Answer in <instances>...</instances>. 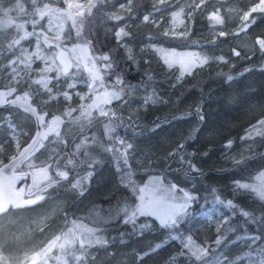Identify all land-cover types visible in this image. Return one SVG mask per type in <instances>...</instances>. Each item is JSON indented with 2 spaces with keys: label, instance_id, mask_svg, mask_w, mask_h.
Segmentation results:
<instances>
[{
  "label": "trees",
  "instance_id": "1",
  "mask_svg": "<svg viewBox=\"0 0 264 264\" xmlns=\"http://www.w3.org/2000/svg\"><path fill=\"white\" fill-rule=\"evenodd\" d=\"M14 1L3 0L2 7ZM172 1L168 0L164 5H153L151 0H133L135 14L131 17L119 7L120 4L126 5L127 0H109L104 5L97 4V8L93 9L97 19L91 28L92 34L88 37L93 42L90 54L96 58L110 52L115 61L114 68L109 71L102 68V72L107 79L114 81L118 89L121 87L116 84L119 76L126 89L122 99L112 102L108 110L116 113L112 118V124L116 128L115 141L101 137L98 142L103 148L110 145L119 148L120 141H124L125 146L131 144L127 165L117 160L118 153L103 151L99 145L89 144L92 155L98 152L94 158L99 163L94 166V175L87 182L83 195L70 188L75 176V173H70L68 181L42 193L43 200L24 209L14 210L11 217H0V223L3 218L28 221L36 213V209L42 210L55 199L65 198L64 218L67 217L69 221L79 218V221L92 228L102 229L101 234L108 241L107 245H95L89 249L83 264H197L187 254L188 250L184 249L188 237H191L194 245L207 244L215 247L218 225L227 219L228 224L221 234L226 236L228 242L217 256L226 257L228 264H254L259 259L257 252L260 247H264V220L251 222L242 213L252 212L257 218L264 216V201L256 198L249 190L238 188L237 183L252 180L264 170V135H260L255 147L241 158L243 163L226 162L223 159L242 144L244 139L241 138L246 137L252 126L259 127L258 122L264 120V51L260 48L253 49L252 52L238 49L239 56L227 54L224 61L211 60L203 66L195 67L190 74L179 75L176 68L167 67L149 48L150 43L203 51L212 42L218 43L230 38L227 35H218L213 39L206 37L203 32L206 19L203 12L198 10L191 13V18L185 14L186 35L172 34L174 32L162 26L167 18L165 12L171 8ZM156 7L160 8L156 13L157 18H160L159 23L151 16ZM149 13L150 19L145 22L143 17ZM111 14L125 16V19L100 22V18ZM188 18L191 20L189 24L186 22ZM124 25H127L125 31L130 35L118 43L115 31ZM107 29L111 31H106ZM245 31L252 39L264 40V11L250 14ZM65 32L69 35L65 43L81 40L77 38L73 27L70 26ZM166 32L169 34L166 35ZM2 52L0 51V63L6 65L8 55ZM5 69L3 68V73L7 76ZM50 75V87L60 95L50 100L48 96L38 94L33 96L31 102L46 117L59 116L66 123L63 113L70 108L75 109L68 119L75 117L80 107L79 96L85 93V86L77 83L75 87L68 88L67 82L72 77V71L68 76L57 77L54 73ZM229 75L233 77L231 81L227 79ZM77 77L80 79L85 76ZM9 80L10 76L0 81V89L7 90L3 86ZM26 90V84L18 87L11 97L22 95ZM32 90L35 92V89ZM65 91L69 93L71 100L61 99V93ZM148 91L149 96L155 94L164 102L145 104ZM43 101L48 103L42 104ZM201 115L203 120L200 119ZM105 121H109L108 118L97 115L91 119V123L88 121L82 128L66 136L61 135L64 143L56 152L71 153L75 145L85 137L92 138L97 130L103 133ZM34 129L31 113H25L22 108L12 105L0 108V147L4 149L0 152V165L17 154V145L19 144V149L25 145ZM59 131L61 133L63 129ZM12 133L17 135L18 144ZM229 141L232 142L230 146ZM182 143L184 153L194 154L190 157V162L196 166L195 169L188 167V156H185L184 162H181L179 155L169 157V153ZM35 151L36 148L32 153ZM140 155L143 157L141 161L137 160ZM65 159L66 157H62L61 163ZM26 160L16 170L21 169L20 166ZM55 162L54 154L51 159L39 156L37 165H52ZM130 171L133 174L130 180L142 182L146 176L155 173L164 182L174 184L179 190L190 194L193 199L175 226L164 228L156 217L146 215L136 217L134 228L132 223L124 222L122 213L117 216L114 210L109 219V209L113 208L116 200L115 196L111 199L109 197L114 190H118L121 196L130 197L128 203L133 207L137 202L131 190L124 188L121 183V177H127ZM49 174L54 176V169H50ZM31 180L28 172L23 173L17 188H23L26 192L33 185ZM228 201H232L235 207H228ZM210 207L220 209L219 215L215 216L219 221L218 225L202 214L205 208ZM93 209H99V214L94 213ZM140 225L148 227L141 230ZM250 234L262 239L253 245L249 238H244ZM237 237L240 239L237 240ZM156 244H161L162 247L142 261L136 259L139 254L147 252ZM6 245L11 246L8 243ZM14 248L5 246L0 255L6 257L18 254L19 249L14 251ZM70 262L72 259L67 258V263ZM221 264H224L223 259Z\"/></svg>",
  "mask_w": 264,
  "mask_h": 264
},
{
  "label": "snow or ice",
  "instance_id": "2",
  "mask_svg": "<svg viewBox=\"0 0 264 264\" xmlns=\"http://www.w3.org/2000/svg\"><path fill=\"white\" fill-rule=\"evenodd\" d=\"M67 3V8H54L49 4H43V6H39L38 0H32V4L34 6V11L30 14V16H36L38 19H29L26 23H31L33 26V31L25 30V23L14 24V21L11 17L8 16V13L12 11L11 8H3V0H0V12L3 13V16L6 17V20L0 21V28H9L14 26L17 31H22L23 34L19 36L18 39L13 38L8 44L6 49H0V51L12 52L14 48L21 45V41L27 40L29 37L36 38V47L35 51L29 52L28 49L21 48L20 55L14 56L12 60L8 61L7 65H3L0 63V81L3 79H7L10 76V80L7 85L3 87L7 90H0V106L5 104L18 106L23 109L25 113H31L32 116L36 118L40 125L44 123V116L39 115L37 113V108L32 105L31 100L34 95H38L39 91L42 90L49 94V99H55L56 95H60L57 93L53 95V89L50 87L51 77L47 76V73L52 71V65H55L57 61H59V65L57 66V77L60 75L68 76V68L71 67V62H66L63 59V56L67 49L60 48V41L62 39L61 33L63 31V22L65 20H71L72 26L76 28V35L78 39H83L82 45H76L75 48H80L81 51L87 52L90 48H92L93 42L92 39L88 37L91 36V28L94 25V21L97 19L95 14L93 13V9L97 8V4L104 5L106 0H97L96 3H93L92 0H89L87 5L74 4L72 0H65ZM204 0H201V4H203ZM160 5H164L168 3V0H159ZM201 4H195L194 7L199 9ZM133 0H127V4H120V10H126L129 17L135 14V9L132 7ZM15 8H18L20 12H24L25 9L23 5L20 3V0H17V3L14 5ZM158 11L159 9L156 8ZM257 10L264 11V0H260V3L257 4L254 8L251 9V12H255ZM250 12H245L241 17L243 21V29L248 27V22L250 18ZM184 15V9H180L178 12L172 13L173 21L175 22L180 16ZM189 18H191V14L189 13ZM49 18V28L47 31H41L37 33L35 28L40 24V21L44 19V17ZM125 19V16L111 14L105 15L100 18L101 23H106L107 21H122ZM145 22H148L150 19V15H145L143 17ZM209 19L214 22V24H223L224 19L220 15V10L217 9L213 13L210 14ZM127 25L121 26L118 30L115 31V37L118 43L122 42L125 37H128L130 33L125 31ZM87 29V31H86ZM241 29V30H243ZM56 32L57 34L54 37H49L48 32ZM106 31H111V29H107ZM166 35L169 33H165ZM175 34V33H172ZM181 35H186V33H182ZM221 36L225 35L224 32L220 33ZM41 41L46 46V48H51L52 45H55L57 48H60L58 53L48 55L46 48L41 47ZM257 43L260 45L261 51H264V40H258ZM127 47L126 45H123ZM130 51V49H129ZM234 55L239 56L240 53L233 50ZM215 59L219 61H224L225 58L223 56L216 57ZM34 60H40L45 63V67L39 70V78H32V64ZM96 61L101 62V66L105 71L113 70L115 61L112 59V54L104 53L103 55L96 57L93 61L92 67L89 69V75L92 83L89 84V89L93 90V86L97 81L102 80V76L100 75V70L96 67ZM209 61V57H198L197 63L199 66H203L207 64ZM166 63H169V67H171V63L166 59ZM197 63H193L192 67H196ZM20 65H23V69L20 68ZM79 65H77L78 67ZM10 69L7 76L3 73V68ZM245 71H248L246 69ZM190 74V72H189ZM183 75V73H182ZM182 78V77H181ZM179 79V78H178ZM229 81L233 79L231 75L227 77ZM27 84L26 91H23L22 95H16L15 99H8L14 93L17 92L18 87H23ZM117 85H121L118 91L105 92L103 97H100L98 101H94L93 104L84 107L81 105L83 109L81 111L80 116L75 117L72 121L75 123L79 121L81 118L88 119L89 123H91L92 112L91 108H97L99 110V116L108 118L109 122L105 125V134L111 138L112 133L114 132V127L112 124V118L115 117V112H110L104 110L101 105L110 104L112 100H121L122 96L125 94V87L123 86V81L119 76H117L116 80ZM32 85H39L40 90L33 91ZM75 87L74 84H69L68 88ZM66 100H71V96L67 91L62 93ZM84 99V97H81ZM163 103L159 97L155 94L148 96L145 99V104L148 103ZM48 101H43L42 104H47ZM73 111L75 109H69L65 113L64 116L72 117ZM199 108L197 112L199 113ZM200 119L203 120V116H200ZM64 120H62L59 116H54L51 121L48 122L47 132L45 133H37V137L33 138L32 144H30L27 148L20 153L22 157L28 159V156L32 154V150L35 148L37 144L40 147H43L42 141L48 138L49 134L54 133L57 137V141L59 144L63 143L61 139V133L59 131V125L63 124ZM258 124L261 127H257L256 125L252 126V130H250L246 137H242L241 139H250L253 134L255 135H264V120L259 121ZM91 143H97L93 138ZM231 141L228 142V146L231 145ZM120 147H114L110 145L107 148H103V145L100 147L103 151L118 153L116 156L118 161H122L124 165H127L128 162V152L131 149L132 145L127 144L124 145V141L119 142ZM19 150V144L17 145ZM121 148L123 149L121 151ZM184 144H180L172 153H169V157L180 156L181 162H184L185 156L189 157L188 167L190 169H195V165L191 164L190 157L194 155L193 153H184ZM38 150V149H37ZM4 151L2 147H0V152ZM56 156V162L52 165H45L43 167L36 168L32 173L33 176V185L29 186L27 189V196L25 195V189L21 188L18 191L14 190L13 184L14 180L18 177L13 176L10 178H5L6 182H0V217L14 215V210L24 209L30 205L36 204L38 201L44 199V195L48 188L58 186L64 181H68L70 179V173H75L74 178L72 179V183L70 188L74 191L78 190L81 195L85 191L86 184L90 180V178L94 175V166L99 163V160L94 158L92 153L89 151V138L85 137L81 140L79 144L75 145V149L71 153H59L54 152ZM62 157H66V159L61 163ZM18 157L13 156L10 164L4 165L3 168H0V173H2L5 169L10 167H14ZM51 159V157H50ZM237 164L243 163V159L236 161ZM87 168V171L84 169ZM54 169L55 175H50L49 170ZM123 171V169H120ZM158 180V178H156ZM121 183L124 188L130 189L131 193L137 200L140 202L136 204L134 207L128 203V199L130 197H124L118 194V190H114L113 193L110 194V199L112 196L116 197L115 204L113 208L109 209V219L112 218L111 213L114 210L116 215L119 216L121 213L124 215L125 223H132L135 228V220L137 216H146V215H157L156 211V201L150 199L146 196V193L151 191L148 185L143 187H138L127 177H121ZM237 187L240 189H251L257 197L261 201H264V173L259 177V183L257 184H239L237 183ZM176 186H171L169 191L175 190ZM35 189V192L33 191ZM193 198L188 196L187 193L184 194L183 202L178 204H172L169 206L168 211L164 214L161 219V226L164 228H171L175 226L178 222V218L181 217L185 210L188 207V201ZM227 206L230 208H234L235 206L232 204V201L227 202ZM99 209H93V212L97 215L99 214ZM242 215L251 222H256L257 219L264 220V216L257 218L252 212H243ZM13 222V221H10ZM228 224V220H222L217 228V237L214 241L215 247H211L207 244L204 246L194 245L191 237H188V243L184 244V249H187V254L190 255L197 264H221V260L223 259L224 264H228L226 257H218L217 253L224 246L227 241L225 235H222V229L225 225ZM71 225V226H69ZM148 227L147 225H140V229ZM102 229L99 228H90L86 225L79 222V218L77 220L69 221L67 217L65 218V226L64 230L61 231L60 234L54 236L52 240H50L42 249L39 251L33 252L30 256L26 255L25 261L29 262V264H48L49 259L51 258L53 249H58L59 255L56 256L58 261H64V264H67L66 258H71L74 261L78 262V264H83L85 257L89 254V249H91L95 245L104 246L107 245V239L101 234ZM253 245H255L262 238L259 236H249L248 237ZM10 237L6 238L4 236H0V252H2L5 245L9 242ZM175 239V237H173ZM240 237H237L239 240ZM78 246V247H77ZM162 247L161 244H156L154 247H150L147 252H143L139 254L136 259L138 261H142L145 257L155 253ZM256 251V249H253ZM184 254V253H182ZM258 260L254 261V264H264V247H260L257 252ZM175 259V258H173ZM239 259V257H237Z\"/></svg>",
  "mask_w": 264,
  "mask_h": 264
},
{
  "label": "rangeland",
  "instance_id": "3",
  "mask_svg": "<svg viewBox=\"0 0 264 264\" xmlns=\"http://www.w3.org/2000/svg\"><path fill=\"white\" fill-rule=\"evenodd\" d=\"M109 1V0H106ZM153 5L159 4V0H151ZM94 3L95 0H92ZM97 2V0H96ZM173 2V3H172ZM171 3V8L168 9L165 12V15H167L166 21L162 23V26L165 29H169L170 31L174 32L176 35H181L182 33L187 31L186 27V15L185 14H193L195 10H198V12H203L206 23H205V29L203 32H205L206 37L213 39L216 36H221L220 33L224 32L225 35L228 36L230 40H223L218 43L212 42V44L209 47H206L203 51H200L199 49H176V48H169L164 45H156L155 43H150L148 46L150 49L154 51V53L160 58V60L169 67V63H166L165 60L167 59L171 63L172 68H176L179 75H183L186 73L191 72L195 67H192L193 63H197L198 57H209V61H219L215 59L216 57L225 56L227 54H234V51H237L238 49H243L244 51H251L256 48H260V45L257 43L260 39H252L245 29H243V21L241 17L245 12H251V9L254 8L257 4L260 3V0H204L203 4H201V0H173ZM17 3V0H15L12 3L7 4L4 8H11L12 11L8 13V16L11 17L14 21V24L19 23H25V30L26 31H33V26L31 23H26L30 18L31 19H38L36 16H30V14L34 11V6L32 4V0H20V3L23 5L25 11L20 12L18 8H15L14 5ZM39 6H43V4H49L51 7L54 8H67V3L65 0H38ZM72 3L74 4H81V5H87L89 3V0H72ZM195 4H201V7L199 9L195 8ZM120 7V6H119ZM160 10L159 7H156ZM153 11L152 17L156 18L155 22L159 23L160 18H157V14L159 10ZM180 9H184V15L180 16L175 22L172 18L173 12H178ZM217 9L220 10V15L224 19L223 24H214L212 20L209 19V16L211 13L216 11ZM260 10H257L255 12H259ZM258 14V13H257ZM150 15V13L148 14ZM189 16V15H188ZM257 16V15H256ZM7 18L3 16V13L0 15V21L6 20ZM189 19V18H188ZM187 24L191 22V20L186 21ZM249 23V22H248ZM29 25V27H27ZM73 27L71 20H65L63 22V31L61 33L62 39L60 41V48L67 49L70 57L73 60V68H72V77L68 80L67 84H77L85 86V93H82L79 96L80 99V107L79 112L75 115V117L80 116L81 111L83 110L81 108V105L84 107H87L88 105L93 104L94 101H98L100 97H103L105 92H111V91H118L119 89L114 84L113 80L107 79L103 72H102V66L101 63H98L96 61V67L100 70V75L102 76L101 81H97L94 86L93 90L89 89V84L92 83L90 75H89V69L92 67L94 57L91 56L90 50L87 52L81 51L80 48H75L76 45H82L83 39L79 40L75 43H65V41L69 38V35L66 34L65 30L68 28ZM49 28V18L46 16L43 20L40 21V24L36 26L35 31L37 33L41 31H47ZM74 28V27H73ZM243 29V30H241ZM68 32V31H67ZM74 32L76 33V28H74ZM22 31H17V29L12 26L9 28H0V49L7 47V44L13 39H18L20 35H22ZM57 33L56 32H48V36L54 37ZM70 34V33H69ZM64 41V42H62ZM36 47V38L29 37L25 41H21V45L17 46L13 49L12 52L3 51L6 56L8 55V60H12L14 56L20 55V49L25 48L28 49L29 52L35 51ZM41 47L46 48V46L43 44V41H41ZM60 48H57L55 45H52L51 48H46L47 54L52 55L55 53H58ZM6 64V65H7ZM58 62H56L55 65H52V71L47 73L48 77H51V73L56 74L57 76V66ZM77 65H79L77 67ZM198 63L197 66L198 67ZM45 67V63L40 60H34V63L32 64V78L38 79L39 78V70ZM6 68V67H5ZM20 68L23 69V65H20ZM70 71V72H71ZM10 72V69L6 68L5 73L8 74ZM77 76H85L83 78H78ZM27 85V84H26ZM50 86V85H49ZM32 88L35 89V91L40 90L39 85H32ZM149 92H147V95L149 96ZM64 93V92H63ZM40 95H45L49 97V94L40 90ZM53 95H56L57 92L53 91ZM20 95V94H17ZM81 97H84V99H81ZM61 99H65L64 96L61 93ZM66 100V99H65ZM116 100H112L114 102ZM110 103V104H111ZM110 104L107 105H101V107L104 108V110L108 111L110 110ZM90 111L92 112V118L99 115V110L97 108H91ZM42 113V112H40ZM45 115V113H42ZM54 116L46 117L44 118V128L47 129L48 122L52 120ZM74 117V118H75ZM68 119L66 116V123H63L59 125V130L63 129L61 132V135H68L74 130L82 128L89 120L81 118L79 121H76L73 123L74 120ZM91 118V119H92ZM62 119V118H61ZM109 121H105V125ZM35 124V123H34ZM114 127V125H113ZM261 127V126H259ZM258 127V128H259ZM116 130V128L114 127ZM35 130V129H34ZM115 130L112 133L111 138L105 134V127L104 132L101 133L100 130H97L96 133L94 132V136L92 138H89V144H96L99 145L98 140L101 137L107 138L108 140H114L115 141ZM97 134V137H96ZM13 139L15 140V143L18 144V137L15 133L11 134ZM54 135V136H52ZM49 136H52L51 138ZM260 135L253 134L250 139H244L242 144L229 154H227L224 157V161L226 162H234L237 161L243 157H245L256 145L258 141V137ZM50 138V139H49ZM95 139L97 143H91L92 139ZM47 141V144H44V142ZM43 147L36 146V151L28 156V159L25 161L24 165L20 166L21 169L30 172V175L32 177L31 183H33V176L32 173L36 168L43 167L42 165L38 164V157L47 156L48 158L51 157L54 152L58 150V148L64 143L59 144L57 141V137L54 133L48 135V138L44 140ZM100 146V145H99ZM34 148V149H35ZM38 149V150H37ZM98 153V152H97ZM97 153H94L93 157L96 156ZM101 157V155H99ZM99 157V159H100ZM143 159L142 155L138 156L137 160L141 161ZM19 167V168H20ZM264 173V170L259 172L254 176L252 180L240 182L239 184H257L259 183V177L261 174ZM132 172L130 171L127 179L132 178ZM158 178V180L156 179ZM132 182L135 183L138 187H143L145 185H148L151 191L146 193V196L150 199H153L156 201V211L157 215H151L153 217H156L160 222L163 218L164 214L168 211V208L172 204H178L183 202L184 194L187 193L188 196L190 194L187 191L179 190V188H175V190L169 191L171 189V186L174 184L166 183L163 181L162 177L159 174H150L144 178L142 182H136L134 179H131ZM18 190L21 188H17ZM28 189V188H27ZM27 189L26 192L27 193ZM249 190L252 192V194L259 199V197L256 196V194L251 189H244ZM191 197V196H190ZM140 201L137 200L136 204H138ZM190 201H188L189 205ZM135 204V205H136ZM65 205L66 200L63 199H55V201L50 202L44 209H36V213H34L33 217L29 219L28 221L25 220H12L8 218H3L0 223V236H4L6 238L10 237L8 244L5 245L8 246L9 249L14 248V251L19 249V253L15 255H9L4 257L3 255H0V263L2 264H29V262L25 261L26 255L30 256L33 252L39 251L42 249L50 240L54 238V236L61 233L62 230H64L65 226V218L63 215V212L65 211ZM188 208V207H187ZM187 209L185 210V212ZM184 212V214H185ZM220 209L219 208H205L202 211V214L204 217L213 219L215 223L218 225L219 221L216 219L217 215H219ZM183 214V215H184ZM182 215V216H183ZM181 216V217H182ZM216 216V217H215ZM179 217V218H181ZM178 218V219H179ZM13 221V222H10ZM80 223L86 225L87 227L92 228L91 226L87 225L86 223H83L79 221ZM71 226V225H69ZM255 234L245 235L244 238H248L249 236H252ZM256 236V235H255ZM59 255L58 249H53L51 258L49 259L48 264H64V261H58L56 259V256ZM67 260V258H66ZM77 262L72 259V262L67 264H76Z\"/></svg>",
  "mask_w": 264,
  "mask_h": 264
},
{
  "label": "water",
  "instance_id": "4",
  "mask_svg": "<svg viewBox=\"0 0 264 264\" xmlns=\"http://www.w3.org/2000/svg\"><path fill=\"white\" fill-rule=\"evenodd\" d=\"M59 51H60V50H59ZM63 59H64L66 62H71V65H72V66L68 68V72H70L71 69L73 68V60H72V58L70 57L68 51L65 52V54H64V56H63ZM57 62H58V64L60 63L59 61H57ZM0 90H2V89H0ZM8 99H15V96H14V97H10V98H8ZM31 103H32V102H31ZM32 105H33V104H32ZM8 106H11V105H7V104H5V105H3V106H0V108H5V107H8ZM33 106H34V105H33ZM37 113H38L39 115L44 116V118H45V115L42 114V113H40V112L38 111V109H37ZM32 117H33V120H34V123H35V130H34V133H33L32 137L29 139V141H28L25 145H23V146L18 150L17 154L14 155V156L18 157V159H17V161H16L14 167H10V168H8V169H5L2 173H0V182H6V179H5V178H10V177H13V176L18 177L17 179L14 180V184H13V188H14V190H16L17 186L19 185V183L21 182V180H22V178H23V173L20 172V171H17V170H16V167H18V166L20 165V163L25 159L24 157H22V156L20 155V153L23 152V150H24L25 148H27L30 144H32L33 138L37 137V133H38V132H40V133H45V132H47V129L44 128V123H43V125H40L39 122L36 120V118H35L34 116H32ZM49 135H50V134H49ZM45 140H46V139H45ZM43 141H44V140H43ZM37 145H38V144H37ZM37 145H36V146H37ZM36 146H35V147H36ZM33 150H34V149H33ZM33 150H32V151H33ZM11 160H12V157H11L8 161H6V162L3 163L2 165H0V168H3L4 165L10 164ZM16 191H18V190H16Z\"/></svg>",
  "mask_w": 264,
  "mask_h": 264
},
{
  "label": "flooded vegetation",
  "instance_id": "5",
  "mask_svg": "<svg viewBox=\"0 0 264 264\" xmlns=\"http://www.w3.org/2000/svg\"><path fill=\"white\" fill-rule=\"evenodd\" d=\"M19 171L22 173H26V171H23V170H19ZM27 172H28V175H30V172L28 170H27ZM30 179H32L31 175H30ZM16 190H18V189L16 188Z\"/></svg>",
  "mask_w": 264,
  "mask_h": 264
},
{
  "label": "bare ground",
  "instance_id": "6",
  "mask_svg": "<svg viewBox=\"0 0 264 264\" xmlns=\"http://www.w3.org/2000/svg\"><path fill=\"white\" fill-rule=\"evenodd\" d=\"M195 17H196V14H195ZM197 20V19H196ZM252 52V51H251ZM244 53V52H243Z\"/></svg>",
  "mask_w": 264,
  "mask_h": 264
}]
</instances>
